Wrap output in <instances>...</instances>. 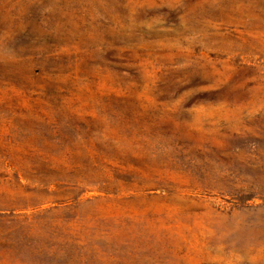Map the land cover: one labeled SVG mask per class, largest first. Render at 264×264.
Instances as JSON below:
<instances>
[{
  "label": "rangeland",
  "instance_id": "obj_1",
  "mask_svg": "<svg viewBox=\"0 0 264 264\" xmlns=\"http://www.w3.org/2000/svg\"><path fill=\"white\" fill-rule=\"evenodd\" d=\"M0 264H264V0H0Z\"/></svg>",
  "mask_w": 264,
  "mask_h": 264
}]
</instances>
